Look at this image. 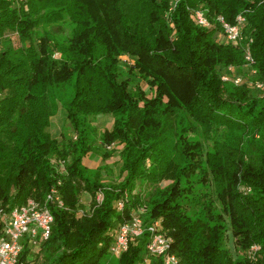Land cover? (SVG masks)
I'll use <instances>...</instances> for the list:
<instances>
[{
  "label": "trees",
  "instance_id": "16d2710c",
  "mask_svg": "<svg viewBox=\"0 0 264 264\" xmlns=\"http://www.w3.org/2000/svg\"><path fill=\"white\" fill-rule=\"evenodd\" d=\"M172 5L0 0V207L41 202L59 182L62 207L48 206L53 222L36 252L41 264H102L116 226L139 208L144 224L160 220L181 264H264V88L251 97L245 83L221 81L225 68L245 69L246 62L241 47L216 35L218 17L234 25L244 16L253 81L264 85V0H178L170 10ZM197 10L210 28L194 21ZM62 25L67 37L51 31ZM38 26L48 30L36 47L11 50V35L24 45ZM120 56L132 61L127 71L147 85L149 97L130 89L128 79L118 81ZM72 78V95L59 107L73 139L62 127L57 141L46 131L57 101L49 94ZM100 115L112 119L98 137L101 149L121 146L117 175L105 181L102 166L82 165L95 142L88 118ZM220 130L222 139L204 153L201 138L186 137L192 132L208 138ZM58 161L65 162L63 173ZM197 172L211 177L221 205L220 214L205 205L204 220L188 215L183 205L196 199L191 177ZM81 195L89 197L86 210ZM226 220L235 257L224 247ZM145 242L146 235L134 239L113 258L116 264H162L147 256ZM252 245L260 246L257 263L240 255ZM33 254L24 247L19 261Z\"/></svg>",
  "mask_w": 264,
  "mask_h": 264
},
{
  "label": "built area",
  "instance_id": "2783aa9c",
  "mask_svg": "<svg viewBox=\"0 0 264 264\" xmlns=\"http://www.w3.org/2000/svg\"><path fill=\"white\" fill-rule=\"evenodd\" d=\"M177 1L173 0L170 10L174 8ZM193 18L197 25L205 28L211 27L210 22L202 11H195ZM217 21L221 29L220 32L216 33L218 40H222L231 46L241 47L246 62L244 67L250 68V73L254 75L255 72L252 70L254 62L249 51L251 39L246 41L243 35L244 16H237L234 25L226 23L221 17H218ZM126 63L128 64L129 61L127 60ZM234 71V67L225 68L221 75V81L239 86L242 80L240 77L233 75ZM253 86L258 90L264 88V85L260 82H255ZM111 147L112 145L105 146L104 149L110 150ZM64 164L65 162L58 161L61 173L64 172L62 170ZM58 185L59 182L51 186L41 202L27 200L24 204L10 209L0 207V264H28L27 260L24 262L19 261L23 248L27 247L36 254L40 244L47 240L53 222L48 206L62 207V201L57 190ZM243 192H246V190L243 189ZM95 200L99 203L100 195H97ZM121 206V202L117 203V210H120ZM144 211L143 208H139L131 215L130 219L116 226L113 232V240L108 250L109 255L115 259L119 258L134 239L146 235L144 251L148 257L160 258L162 259V264H181L179 259L171 252L173 240L160 225V220L144 224L142 217ZM259 253L260 246L252 245L240 255L253 263H257Z\"/></svg>",
  "mask_w": 264,
  "mask_h": 264
},
{
  "label": "rangeland",
  "instance_id": "374dc122",
  "mask_svg": "<svg viewBox=\"0 0 264 264\" xmlns=\"http://www.w3.org/2000/svg\"><path fill=\"white\" fill-rule=\"evenodd\" d=\"M17 0H12V2H14V4H16ZM22 2H25L24 0H19ZM166 17V15H165ZM43 30H48L47 28L45 29L44 27L38 26L35 29L32 30L31 34H30V40L25 43L24 45H20L19 42L17 41V38L14 35H11L9 40H8V44L11 48L12 51H17L20 47H25L27 45L36 47L39 38L42 36L43 34ZM53 32L54 35H57L59 37H67L69 34V30L68 27L65 25H62L60 28L58 29H52L51 30ZM16 40V41H15ZM13 45V46H12ZM11 51V52H12ZM54 58H57V55L53 56ZM119 64H118V81L119 80H123V79H128L130 81V89H140L141 91H143V93L149 97L150 96V92L149 89L147 87V85L138 77L136 76H132L130 75V73L127 71V69L132 65V61L129 58L124 57H119ZM129 61V63H121V61ZM245 74V75H244ZM234 76L240 77L242 80V83H245L249 89H250V96L254 97L257 96L258 93L255 89L254 83L256 80V78L254 79L253 75L250 73V68L246 67L245 69H235ZM72 80L73 78L70 80V82H68L67 84H65L63 89H59V88H51L50 90V94L49 97L51 100H57L55 101V107H54V116L50 119L49 122V127L46 129V131L49 133V135L55 139H57V141H60V129L63 127V130L66 132H62L64 135L68 136L70 139L73 138V136L71 135V130H69L67 128V123L65 121V115L63 110L59 107L61 104H64L66 101H68L72 95ZM230 85H233V83H229ZM229 84L226 86L228 87ZM64 90V91H62ZM88 121L90 123V125L92 127H94V135H93V139H94V144L92 145V148L90 150V152L88 153L89 155V159L87 163L85 161L84 164H86L87 166H91L94 167L95 165L99 164H104L105 161H110L111 159H118L119 154H118V150L112 147L110 148L108 153L102 154L105 151L108 150H104L101 149L100 144H98V137L101 135V133L105 130H109L112 124V119L110 115H100V116H96L93 118H88ZM222 131L220 130L218 132H214L213 135H210L208 138L206 137V135L200 137V136H196L195 133L192 132H187V140L188 141H198V139L201 138L200 142L202 144V150L203 153L207 152V151H211L212 147H213V143L214 141H220L222 139ZM98 147H100L98 149ZM121 148V146H120ZM103 150L99 151V150ZM117 150V151H116ZM120 151V150H119ZM107 156L105 159H103L102 157ZM91 157V158H90ZM93 157V158H92ZM108 158V159H107ZM107 159V160H106ZM200 164L202 165V162L204 160V158H202V156H199L198 158ZM118 160H115L112 162V166L111 168L107 169L104 165H102V171H101V176H103V178H107L108 177H113L115 176V174H117V170H115V167L117 164H115ZM119 162V161H118ZM89 163V164H88ZM203 166V165H202ZM113 172L115 174H113ZM203 172H197L195 173L192 177H191V181L193 182V192H194V196L196 197V199L194 200V203H188V201H186L185 203H183L184 205V209L187 212L188 215H190L191 217H200L203 218V220L205 219V205L207 204H212V208L211 210L214 213H218L220 214V210H221V205L220 202L217 200L216 198V193H215V187L214 184L211 180V177H209L208 175H203L201 174ZM116 177V176H115ZM244 188H240V190L243 192ZM192 198V197H191ZM80 205L82 210H86L89 206V197L87 195H81L80 197ZM225 225L227 226V232L225 235V243H224V247L229 249L232 256L235 257L236 251H235V247H234V237L233 234L231 232L230 227L228 226V221L226 220ZM35 254V253H34ZM33 256H29V258L27 257V262L30 261V263L28 262V264H41V259H39L38 255H34ZM35 256V257H34ZM102 264H116L115 259H113L109 254L103 259Z\"/></svg>",
  "mask_w": 264,
  "mask_h": 264
},
{
  "label": "crops",
  "instance_id": "0c3cea01",
  "mask_svg": "<svg viewBox=\"0 0 264 264\" xmlns=\"http://www.w3.org/2000/svg\"><path fill=\"white\" fill-rule=\"evenodd\" d=\"M55 138V137H54ZM114 147H112V148H114V150L115 149H117L116 151L117 152H119V150H120V145H117V144H114L113 145ZM91 158V157H90ZM93 158V157H92ZM108 159V158H107ZM106 159V160H107ZM118 159H119V157H118ZM118 159H111L110 161L108 160V161H105V163L104 164H101V165H99V164H97V165H95L94 167H91V166H87L86 164H84L85 163V161H86V163H87V161L88 160H91V159H89V155L87 154L84 158H83V160H82V165H84L87 169H91V170H93V169H96L97 167H99V166H102V165H104L107 169H109V168H111V164H112V162L113 161H115V160H118ZM89 164V163H88ZM115 164H117L116 165V167H115V170H117V168H118V161L115 163ZM113 174H115L114 172H113ZM117 174H115V176H116ZM115 176H113V177H108L109 178V180H111V179H114L115 178ZM102 179L105 181V180H108L107 178H103V176H102Z\"/></svg>",
  "mask_w": 264,
  "mask_h": 264
}]
</instances>
